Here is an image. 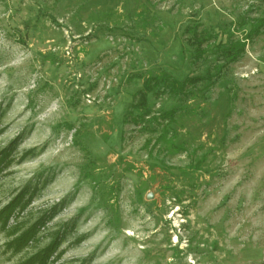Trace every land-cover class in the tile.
Here are the masks:
<instances>
[{"label": "rangeland", "instance_id": "obj_1", "mask_svg": "<svg viewBox=\"0 0 264 264\" xmlns=\"http://www.w3.org/2000/svg\"><path fill=\"white\" fill-rule=\"evenodd\" d=\"M5 149L0 264H264V0H0Z\"/></svg>", "mask_w": 264, "mask_h": 264}, {"label": "trees", "instance_id": "obj_2", "mask_svg": "<svg viewBox=\"0 0 264 264\" xmlns=\"http://www.w3.org/2000/svg\"><path fill=\"white\" fill-rule=\"evenodd\" d=\"M193 47L195 49L196 57L202 55L203 49L201 48L202 44L200 41L198 43H194ZM244 49L245 43L237 40L230 43V45H228L227 47L220 48V53L223 58L228 60V62H234L240 58V56L244 52ZM222 69L223 65L219 66L217 73H220ZM211 76L213 75H195L188 78L184 82H180L165 73L147 77L144 80V93L140 95L139 103H144L143 100H145V97L148 99V93L155 89L161 90L163 93H167L169 96H178L185 94L189 86H195L201 81L209 80L211 79ZM174 113L175 110H171L168 111L166 114L170 117H173ZM10 152L11 151H9L8 149H5L0 153V171L2 170V163L9 156ZM18 199L19 198H17V200ZM17 200L10 202L8 205L0 209V227L2 229H6L8 227L10 218L13 216L14 212L16 211V208H18V206L20 205V202H18ZM25 205L26 203L22 204L21 208H25ZM39 221L40 219L36 220V222L32 224L26 231H23L19 236L12 239L7 244V246L10 249L18 251L21 250L23 247L27 246L32 239H36V235L40 228ZM57 246L58 242L50 243L47 247L38 251L36 254L26 260L23 264H48L50 262L51 255H53Z\"/></svg>", "mask_w": 264, "mask_h": 264}]
</instances>
